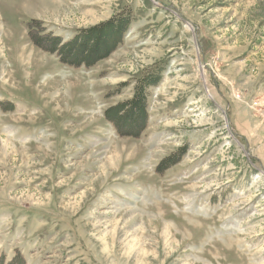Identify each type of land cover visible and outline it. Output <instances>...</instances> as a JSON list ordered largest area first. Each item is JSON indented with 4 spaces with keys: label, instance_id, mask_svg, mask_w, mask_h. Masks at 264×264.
Here are the masks:
<instances>
[{
    "label": "rangeland",
    "instance_id": "374dc122",
    "mask_svg": "<svg viewBox=\"0 0 264 264\" xmlns=\"http://www.w3.org/2000/svg\"><path fill=\"white\" fill-rule=\"evenodd\" d=\"M120 15L93 66L50 50ZM161 69L118 135L105 110ZM10 263L264 264V0H0Z\"/></svg>",
    "mask_w": 264,
    "mask_h": 264
},
{
    "label": "trees",
    "instance_id": "16d2710c",
    "mask_svg": "<svg viewBox=\"0 0 264 264\" xmlns=\"http://www.w3.org/2000/svg\"><path fill=\"white\" fill-rule=\"evenodd\" d=\"M128 25V15L124 17L122 15L115 16L88 30L78 31L70 41L59 47L58 45L61 43L58 44V37L48 38L49 42L52 43L50 50L53 49L52 51L58 54L60 61L64 64L72 67H91L96 61L107 58L114 48L121 43ZM162 69L156 74L147 72L135 84L130 99L105 110V120L115 127L118 135L137 138L145 129L147 125L146 91L159 82ZM163 162L159 164V168L157 167L158 171L163 167Z\"/></svg>",
    "mask_w": 264,
    "mask_h": 264
},
{
    "label": "bare ground",
    "instance_id": "6f19581e",
    "mask_svg": "<svg viewBox=\"0 0 264 264\" xmlns=\"http://www.w3.org/2000/svg\"><path fill=\"white\" fill-rule=\"evenodd\" d=\"M114 149V148H113Z\"/></svg>",
    "mask_w": 264,
    "mask_h": 264
}]
</instances>
